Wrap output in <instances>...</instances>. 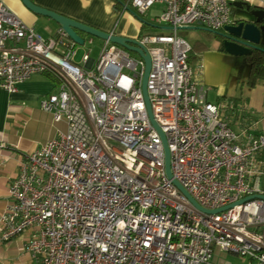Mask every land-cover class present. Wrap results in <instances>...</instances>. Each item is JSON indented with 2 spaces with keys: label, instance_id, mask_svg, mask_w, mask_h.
Returning a JSON list of instances; mask_svg holds the SVG:
<instances>
[{
  "label": "built area",
  "instance_id": "1",
  "mask_svg": "<svg viewBox=\"0 0 264 264\" xmlns=\"http://www.w3.org/2000/svg\"><path fill=\"white\" fill-rule=\"evenodd\" d=\"M237 1L128 0L138 17L160 5L153 24L172 28L135 40L150 57L146 90L172 178L203 209L233 205L207 214L166 176L140 57L106 41L95 62L87 66L88 52L78 65L61 29L44 37L0 0V88L14 93L52 73L58 90L40 108L65 125L22 155L0 213L1 242L27 235L22 252L35 264H217L219 253L264 264V201L235 204L264 196V134L231 128L224 107L207 99L202 59L191 68V45L176 34L222 31Z\"/></svg>",
  "mask_w": 264,
  "mask_h": 264
},
{
  "label": "crops",
  "instance_id": "2",
  "mask_svg": "<svg viewBox=\"0 0 264 264\" xmlns=\"http://www.w3.org/2000/svg\"><path fill=\"white\" fill-rule=\"evenodd\" d=\"M1 1L18 19L44 37L60 29L50 18L29 11L20 0ZM240 1L252 9L264 10V0ZM32 3L98 30L131 39L140 36L145 24L126 11V5L122 6L123 10H117L116 0H32ZM235 19L233 17L232 21ZM146 24L162 31V34L166 31L160 26ZM79 35L84 39V34ZM217 40V45L197 41L190 43L189 60L196 59L194 69L199 59L203 61L201 79L207 88L208 101L224 107L223 114L234 131L246 129L254 134H264V78L256 81L254 86H248V66H238L236 62L240 57L223 52L219 38ZM261 47L264 49V34ZM89 57L87 66L96 61L91 58L90 52ZM76 64L81 65V59ZM58 86L57 77L45 72L32 75L19 84L14 93L0 88V213L7 205L8 186L18 176L22 155L34 152L52 138L56 128L65 129L63 123L53 124L51 116L40 108L41 101L55 94ZM26 240L27 235L9 243L0 241V264H35L29 255L22 252Z\"/></svg>",
  "mask_w": 264,
  "mask_h": 264
},
{
  "label": "water",
  "instance_id": "3",
  "mask_svg": "<svg viewBox=\"0 0 264 264\" xmlns=\"http://www.w3.org/2000/svg\"><path fill=\"white\" fill-rule=\"evenodd\" d=\"M22 4L32 13L50 18L53 20L60 29L67 35V37L72 40L76 45H83L84 39L79 35V33L89 35L91 37L98 38L103 40L104 42L108 41L111 44H115L121 46L126 51L130 53L136 54L144 63V72L141 82V91L143 95V99L145 102V107L147 111V115L150 123L157 131L164 151V161H165V173L166 176L172 181L173 185L179 190V192L186 197L187 200L198 210L205 212L207 214H216L231 208L233 205H229L216 210H206L203 209L199 204L189 195V193L181 186L179 182L172 178V174L170 171V158L169 151L166 144V139L164 134L160 131L159 127L155 123L150 103L148 100L146 83L148 74L150 71V57L146 51V49L141 46L135 39H131L128 37H124L121 35H116L114 33H107L101 30H98L94 27L85 25L83 23L77 22L73 19L64 17L55 12L49 11L42 7H39L32 3L30 0H20ZM232 6L238 10V15L235 21L228 26H225L222 31L212 33L210 31L200 29L197 27H182L178 28V30H203L209 33L214 34L220 40V48L223 52L227 53L232 57H245L250 55L254 50H261L264 52V49L261 47V41L264 34V10L262 9H252L250 5L245 2L237 1L232 4ZM126 11H128L131 15H133L140 22L144 23L142 19L134 14V12L124 6ZM146 24V23H145ZM164 28L166 30H171V27H159ZM261 199L264 201V196H250L247 197L235 204H240L242 202L251 200V199Z\"/></svg>",
  "mask_w": 264,
  "mask_h": 264
},
{
  "label": "rangeland",
  "instance_id": "4",
  "mask_svg": "<svg viewBox=\"0 0 264 264\" xmlns=\"http://www.w3.org/2000/svg\"><path fill=\"white\" fill-rule=\"evenodd\" d=\"M231 7V14L230 19H233V17H237L238 10H236L232 5ZM160 6L155 5L149 12H147L145 15L139 17L142 19L144 23L152 24L150 21L153 20L156 16H158L162 9ZM165 33H169V31H165ZM162 34V31L158 30L154 27H144L140 33V37L145 35H159ZM177 36L186 40L189 44L192 42H203L207 45L209 44H215L217 45V37L209 33L207 31L203 30H177ZM104 44L103 40H100L95 37H91L89 35L84 34V44L83 45H77L76 46V55H75V62L78 63V61L81 59V56L84 53L90 52L91 58L93 60H97L100 52L102 50V46ZM131 58L137 60L138 56L134 53H130ZM196 64V59L189 60V66L194 69ZM214 261L218 264H243L245 262V259L242 257H236L230 254H216L214 257Z\"/></svg>",
  "mask_w": 264,
  "mask_h": 264
},
{
  "label": "trees",
  "instance_id": "5",
  "mask_svg": "<svg viewBox=\"0 0 264 264\" xmlns=\"http://www.w3.org/2000/svg\"><path fill=\"white\" fill-rule=\"evenodd\" d=\"M32 2V0H30ZM126 5L128 8L131 9L128 0H116L115 8L117 10H123V7ZM132 10V9H131ZM144 27H152L147 24H143L142 28ZM239 60L236 62L238 66L242 67L243 65L248 66L249 68V75L247 79L248 86H254L256 81L261 78H264V52L261 50H254L250 55L245 57L238 58Z\"/></svg>",
  "mask_w": 264,
  "mask_h": 264
}]
</instances>
